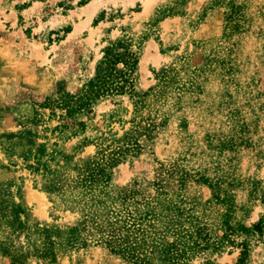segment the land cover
I'll list each match as a JSON object with an SVG mask.
<instances>
[{"label": "rangeland", "instance_id": "obj_1", "mask_svg": "<svg viewBox=\"0 0 264 264\" xmlns=\"http://www.w3.org/2000/svg\"><path fill=\"white\" fill-rule=\"evenodd\" d=\"M0 264H264V0H0Z\"/></svg>", "mask_w": 264, "mask_h": 264}, {"label": "trees", "instance_id": "obj_2", "mask_svg": "<svg viewBox=\"0 0 264 264\" xmlns=\"http://www.w3.org/2000/svg\"><path fill=\"white\" fill-rule=\"evenodd\" d=\"M118 62H124L125 65L131 62L132 64H134L136 63V57L134 59L133 55L128 51L123 53L117 51V48H115L114 45L107 46L103 59H101L97 64L95 76L88 83L87 88H89V95L87 94L88 90H86L85 93L81 96L83 97L81 98L83 102L80 106L81 108L87 107L91 99H93L94 97L101 96L109 92L123 93L128 84L133 88V85L131 84L132 82L129 77L130 75L127 72H124L122 70L119 71L117 69L116 65ZM100 174L102 175V173ZM96 178L89 176L88 180L90 183H92L96 181ZM129 194L130 193L125 192V196H128ZM260 226L262 225L258 224V227ZM260 230L262 231V229ZM71 231L73 234L69 236L68 242L72 246L78 242L79 235L75 234L77 231L76 227H73ZM102 238L104 239L100 240L104 241L111 251L116 253H123L125 255H128V257L130 258L135 257L134 251H132L129 244H127L128 238L125 236V234L112 230L108 233L107 237L104 236ZM52 245L53 242L50 239L48 241V249L46 252H48L47 254H51V256L54 257L55 252L52 249Z\"/></svg>", "mask_w": 264, "mask_h": 264}]
</instances>
